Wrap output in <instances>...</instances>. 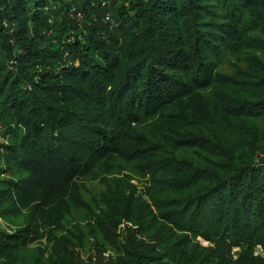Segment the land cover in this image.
Segmentation results:
<instances>
[{"label": "trees", "instance_id": "16d2710c", "mask_svg": "<svg viewBox=\"0 0 264 264\" xmlns=\"http://www.w3.org/2000/svg\"><path fill=\"white\" fill-rule=\"evenodd\" d=\"M256 51L264 0H0V264H264Z\"/></svg>", "mask_w": 264, "mask_h": 264}, {"label": "rangeland", "instance_id": "374dc122", "mask_svg": "<svg viewBox=\"0 0 264 264\" xmlns=\"http://www.w3.org/2000/svg\"><path fill=\"white\" fill-rule=\"evenodd\" d=\"M255 53H257L258 55L262 56L264 58V52L261 51H256ZM236 57L234 56H227L226 58H224V60L221 62L220 64V69L226 71V72H231L233 69V62L236 61ZM244 64L243 61L240 62L239 65ZM243 66V65H242ZM2 131V130H1ZM3 140V137L0 135V141ZM124 173H127L128 175L131 176V181L135 184L141 185L145 180L142 176L138 175L137 173L131 171V169L126 168L124 171ZM103 185L100 183L98 185V181H93L92 183H90L88 185V191L89 194L87 195V192L85 193V200H90L92 201V199L94 198L95 200H100L99 199V193H102L104 191V187H102ZM93 203V201H92ZM94 204V203H93ZM72 217L73 218H69L70 223H78L81 227L82 230L84 232V244L85 249L82 250V254L81 256L83 257V259H89V257L93 254V249L91 247V244H89L88 242H86L88 240V231L87 228L85 227L89 217L88 214L85 213V210L83 209H74L72 211ZM71 226V224H70ZM109 254L112 255V257L114 258V255L111 251H108ZM261 255L264 256V252L261 253Z\"/></svg>", "mask_w": 264, "mask_h": 264}, {"label": "built area", "instance_id": "2783aa9c", "mask_svg": "<svg viewBox=\"0 0 264 264\" xmlns=\"http://www.w3.org/2000/svg\"><path fill=\"white\" fill-rule=\"evenodd\" d=\"M1 130H2V125L0 124V132H1Z\"/></svg>", "mask_w": 264, "mask_h": 264}]
</instances>
